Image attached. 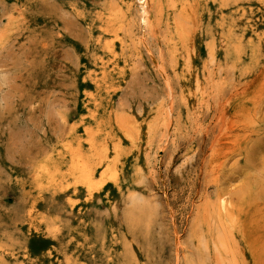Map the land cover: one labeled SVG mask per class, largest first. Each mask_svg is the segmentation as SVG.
I'll use <instances>...</instances> for the list:
<instances>
[{"label": "rangeland", "instance_id": "obj_1", "mask_svg": "<svg viewBox=\"0 0 264 264\" xmlns=\"http://www.w3.org/2000/svg\"><path fill=\"white\" fill-rule=\"evenodd\" d=\"M136 1L0 0V264H264V0Z\"/></svg>", "mask_w": 264, "mask_h": 264}, {"label": "bare ground", "instance_id": "obj_2", "mask_svg": "<svg viewBox=\"0 0 264 264\" xmlns=\"http://www.w3.org/2000/svg\"><path fill=\"white\" fill-rule=\"evenodd\" d=\"M136 0H129V2H132V3H130V4H128V7L130 8L132 5H133V3L135 2ZM141 3H140V23H141V29H143V31H142V33L144 32V29H146V27L148 26V24H149V21H150V18H149V9H148V3H147V0H139ZM137 2V1H136ZM181 3V2H180ZM139 5V4H138ZM193 6V5H192ZM121 9V8H120ZM133 9V8H132ZM192 9V8H191ZM192 14V13H191ZM218 35V34H217ZM144 36V35H143ZM142 35H141V42H144V40H143V37ZM184 38H185V33L182 31V30H180L179 32H178V34H177V38H175L176 40H175V45L177 46L179 43L181 44V42L184 40ZM143 40V41H142ZM220 40V39H219ZM146 43V42H145ZM145 44H143V46H144ZM219 47V46H218ZM148 48V47H147ZM217 49V48H216ZM220 50V49H219ZM216 55V54H215ZM216 58V57H215ZM216 61V60H215ZM214 61V62H215ZM216 64V63H215ZM206 66V65H205ZM159 67V66H158ZM158 70H160L159 68H158ZM162 71V70H161ZM202 74V73H201ZM168 83V82H167ZM169 89V88H168ZM167 89V90H168ZM171 92V91H170ZM170 92H169V94H170ZM169 94H168V96H169ZM128 95V94H127ZM132 95V94H131ZM169 100V99H168ZM169 101H171V100H169ZM168 101V102H169ZM168 104H170V103H168ZM170 107H172L171 105H170ZM165 114V113H164ZM167 114V113H166ZM113 115V114H112ZM170 115V114H169ZM169 115H167V116H169ZM118 119H119V121L123 124V125H125V123L123 122V120H122V117L121 116H119L118 117ZM167 121H168V123H171V122H169V118H167ZM166 123V122H165ZM151 124V123H150ZM168 125V124H167ZM169 127V126H168ZM164 129V128H163ZM169 129V128H168ZM94 130V129H93ZM163 131V130H162ZM97 132V131H96ZM164 133V132H163ZM162 132H161V134H163ZM167 133H168V130H167ZM166 133V134H167ZM165 134V133H164ZM163 134V135H164ZM170 134V133H169ZM160 136H162V135H160ZM159 137V136H158ZM166 137V136H165ZM160 140V139H159ZM157 141H158V139H157ZM150 142V141H149ZM160 144V143H159ZM152 145V144H151ZM162 148V147H161ZM101 154V153H100ZM77 156H76V160H75V166H76V170H77V180H78V183H80V184H86L88 187H94V186H96V183H95V168H93V165L90 163V161H89V156H84L82 153H80L79 152V154H76ZM113 163V162H112ZM114 164V163H113ZM111 164L109 163V164H107V165H104L103 166V173L101 174V178L99 179V187L100 186H102V184L104 183V180H105V178H106V174H107V171H110L111 170ZM151 194H152V192H151ZM191 201V200H190ZM48 221V220H47ZM50 221H52L51 220V218H50ZM54 225V224H53ZM56 225H58V223L56 224ZM49 227V226H48ZM51 227H52V225H51ZM58 228V227H57ZM52 230V229H51ZM58 231H59V229H57ZM175 230V229H174ZM176 234V233H175ZM176 239V238H175ZM179 240V239H178ZM179 243V242H178ZM175 244H177V242L175 243ZM180 244V243H179ZM178 244V245H179ZM177 249V248H176ZM176 251V250H175ZM71 255V254H70ZM177 255H179L178 254V249H177ZM177 258V257H176ZM177 260V259H176ZM176 263V262H175Z\"/></svg>", "mask_w": 264, "mask_h": 264}]
</instances>
